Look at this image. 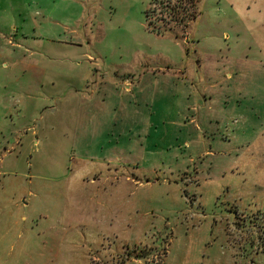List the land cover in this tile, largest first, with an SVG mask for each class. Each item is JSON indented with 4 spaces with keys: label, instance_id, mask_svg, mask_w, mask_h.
<instances>
[{
    "label": "rangeland",
    "instance_id": "374dc122",
    "mask_svg": "<svg viewBox=\"0 0 264 264\" xmlns=\"http://www.w3.org/2000/svg\"><path fill=\"white\" fill-rule=\"evenodd\" d=\"M150 2L0 0V264H264V0Z\"/></svg>",
    "mask_w": 264,
    "mask_h": 264
},
{
    "label": "trees",
    "instance_id": "16d2710c",
    "mask_svg": "<svg viewBox=\"0 0 264 264\" xmlns=\"http://www.w3.org/2000/svg\"><path fill=\"white\" fill-rule=\"evenodd\" d=\"M198 3L199 0H151L144 12L147 27L156 34L173 31L172 25L185 30L197 17Z\"/></svg>",
    "mask_w": 264,
    "mask_h": 264
},
{
    "label": "crops",
    "instance_id": "0c3cea01",
    "mask_svg": "<svg viewBox=\"0 0 264 264\" xmlns=\"http://www.w3.org/2000/svg\"><path fill=\"white\" fill-rule=\"evenodd\" d=\"M228 74H230L231 75V73H228ZM230 75H228V76H230ZM104 80H102L101 78L100 79H98V77H97V79L95 80H89V81H85V84H84V90H81V88H77L76 87V85H74V88H75V93L73 94V99H72V101L70 102V103H76V105H77V107H78V109H79V107L80 106H83V104H84V101L86 100H91V99H94L95 97H96V99H98V100H100V101H102V102H104V98H106L107 96L105 95V88L103 87V84H102V82H103ZM104 83V82H103ZM68 87H70V86H67V88ZM127 87V86H126ZM130 88V87H129ZM131 89V88H130ZM67 90H62V95H60V96H65L64 95V93L66 92ZM85 94H84V93ZM204 92H205V89H204ZM82 93L84 94V97L82 96ZM80 94H81V97H80ZM86 96L88 97V99H85L86 98ZM85 99V100H84ZM65 101V100H64ZM70 101V100H69ZM83 101V102H82ZM82 102V103H81ZM80 104H82V105H80ZM77 117H78V115H77ZM89 117H91V113L88 115V120L89 121H92V119L91 118H89ZM86 120H87V117H86ZM76 122H78L77 121V119H76ZM7 153L8 154H2L1 152H0V177H6V176H8V175H12V176H14V175H17L19 172L16 170V169H9V168H7L6 167V164H5V160L8 158V159H11V158H9V157H11V151H7ZM14 160H16L17 161V159H15L14 158ZM16 167V166H15ZM6 183H10V182H6L5 180H0V209L2 208V206H1V201H4V198H6V200H8L9 199V196L11 197L10 199H11V201L12 202H10V205H16L17 204V202H16V200L18 199V198H20L21 196H25L24 194H25V192L24 191H19V193H17L16 191L15 192H12V193H10V194H7V196L5 195V196H3L2 195V190H5V186H6ZM11 184H13V182H11ZM21 186H22V184H20ZM12 186V185H11ZM20 188V187H19ZM26 189V196L27 195H30V193H31V191H29L27 188H25ZM9 195V196H8ZM25 196V197H26ZM7 203V202H6ZM8 204V203H7ZM0 213H1V211H0ZM20 218H22V220H26V216L24 215V214H20ZM4 239H0V244H1V242L3 241ZM1 248H3V245H1L0 246V249ZM4 249V248H3Z\"/></svg>",
    "mask_w": 264,
    "mask_h": 264
}]
</instances>
